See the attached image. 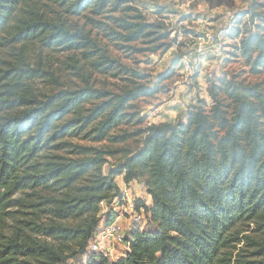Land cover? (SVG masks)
I'll use <instances>...</instances> for the list:
<instances>
[{"label": "trees", "instance_id": "1", "mask_svg": "<svg viewBox=\"0 0 264 264\" xmlns=\"http://www.w3.org/2000/svg\"><path fill=\"white\" fill-rule=\"evenodd\" d=\"M239 17L232 56L263 75L264 0ZM100 18L137 53L176 42L133 0H0V264H264L263 85L211 78L210 102L147 125L139 102L172 76L149 86V76L101 61L86 29ZM98 75L122 84L104 88ZM120 178L142 185L137 198L128 188L142 220L111 258L90 245L116 219Z\"/></svg>", "mask_w": 264, "mask_h": 264}, {"label": "rangeland", "instance_id": "2", "mask_svg": "<svg viewBox=\"0 0 264 264\" xmlns=\"http://www.w3.org/2000/svg\"><path fill=\"white\" fill-rule=\"evenodd\" d=\"M251 2L252 0H133V6L138 8L147 23L164 24L166 31L169 33V41L176 39L173 47L167 53L160 55L137 53L129 49L128 44L122 41H114V36L108 33L111 29L118 30L113 20L100 18L101 28L90 25L86 29L102 49L101 61H103V58L109 57L120 65L149 76V86H153L162 74L172 76V79L163 85L164 89L161 94L140 101L138 104L141 116L145 118V123L147 125H158L168 120L174 121L180 118L181 114L186 116L187 112L185 110L197 104L199 100L210 102L208 89L211 78L230 77L233 74L242 75L241 79L246 83H261L264 87V74L252 75L243 66L242 61H238L232 56L238 43L229 37L225 41L223 59L218 60L217 57H210L212 61L206 69L201 71L199 78L192 81L190 78L188 83H185L181 73L182 44L191 40L195 33L202 32L206 28H220L223 24L221 18L225 13L234 16L236 21L240 18V20L243 19L246 22L247 18L239 16L250 8ZM117 15L114 14L113 16ZM140 46L132 44L130 47L139 48ZM59 57L61 58L58 59L60 61L66 60L65 55ZM58 60L54 59L52 63H54V70L60 73L61 69L65 70V67ZM62 76L63 79L66 77L65 75ZM70 77L68 75L67 80ZM97 78L98 84L104 88L115 89L122 84L120 80L106 75H98ZM172 91L178 98L186 102V108L174 105L171 102ZM114 162L110 159V164L104 169L105 173L115 164ZM118 182L123 185L121 178L118 179ZM141 188L143 190V187ZM133 192L136 198L143 195L137 185L132 186ZM121 222L126 230L130 227V219H123ZM145 223L146 221L141 224V228H146ZM115 250L114 257L117 258L123 253L124 247ZM81 262V259H79L74 264H80ZM83 262L87 263L86 260Z\"/></svg>", "mask_w": 264, "mask_h": 264}, {"label": "built area", "instance_id": "3", "mask_svg": "<svg viewBox=\"0 0 264 264\" xmlns=\"http://www.w3.org/2000/svg\"><path fill=\"white\" fill-rule=\"evenodd\" d=\"M221 21L223 24L220 28H206L202 32L195 33L193 37L191 36L192 38L188 42H184L181 73L185 83H188L190 78L191 81L199 78L201 71L206 69L210 61H212L210 57H217L219 58L218 60L223 59L225 41L234 27H236L237 21L229 13L223 14ZM256 25L257 21L253 23V26ZM171 95V102L174 105L186 108V102L178 98L174 91L171 92ZM135 203L136 200L128 190L121 193V196L115 201L111 212L116 216V219L105 226H101L96 231L90 245L92 252H104L105 256L114 258L115 249L124 245L126 237V229L121 221L130 219V224H136L142 220L141 216L134 212Z\"/></svg>", "mask_w": 264, "mask_h": 264}, {"label": "crops", "instance_id": "4", "mask_svg": "<svg viewBox=\"0 0 264 264\" xmlns=\"http://www.w3.org/2000/svg\"><path fill=\"white\" fill-rule=\"evenodd\" d=\"M133 185H137L138 186V188L140 187H142V185H139L138 183H130L129 185H126V184H124V182H123V185H121V184H119V186H120V188H121V190H123V191H126V190H128V188H129V191L130 190H132V186ZM141 190V189H140ZM131 192V191H130Z\"/></svg>", "mask_w": 264, "mask_h": 264}]
</instances>
